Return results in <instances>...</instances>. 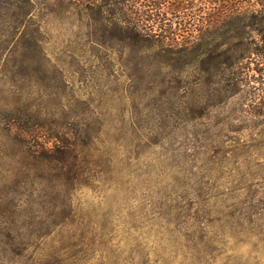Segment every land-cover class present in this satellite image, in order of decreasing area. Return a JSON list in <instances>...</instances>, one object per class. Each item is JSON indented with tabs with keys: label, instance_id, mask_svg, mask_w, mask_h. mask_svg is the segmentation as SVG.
<instances>
[{
	"label": "rangeland",
	"instance_id": "1",
	"mask_svg": "<svg viewBox=\"0 0 264 264\" xmlns=\"http://www.w3.org/2000/svg\"><path fill=\"white\" fill-rule=\"evenodd\" d=\"M21 1L0 0V54L4 48L24 52L37 41L43 54L24 60L0 55V195L20 193L0 200V207L20 215L0 216V222L46 220L41 211L56 193L59 202L71 203L77 223L48 235L38 252L82 234L89 246L74 255L70 241V264H264V108L256 105L259 99L240 95L219 103L199 49L176 53L181 46L200 47L204 31L218 42L216 17L262 5L34 0L29 23ZM120 13L138 29L151 28L152 47H130L109 36L104 18ZM244 29V40L263 52L247 54L244 74L263 96L264 43ZM16 114L26 126L37 118L44 122L40 142L50 128L69 139L70 128L93 130L97 140L89 151L80 145L86 169L73 185L65 169L55 191L58 171L51 167L57 161L28 157L3 130ZM241 144L245 149L234 153ZM21 159L37 166L19 170Z\"/></svg>",
	"mask_w": 264,
	"mask_h": 264
},
{
	"label": "trees",
	"instance_id": "2",
	"mask_svg": "<svg viewBox=\"0 0 264 264\" xmlns=\"http://www.w3.org/2000/svg\"><path fill=\"white\" fill-rule=\"evenodd\" d=\"M125 0H119V4ZM246 0H241L244 2ZM248 1V0H247ZM258 4L262 5L260 11H247L243 14H232L229 18L217 20L213 22V26L216 29L214 32L216 37L218 34V42L214 38L207 36L208 31H204V37L202 46L197 47H185L181 46L176 53L181 55L194 54L195 51L199 49V55L201 56L203 69L202 71L206 74H210V78L206 80L207 84L213 85V92L218 99L219 103L228 101L229 99L236 96L253 97L255 101L259 99L258 108H264V94L261 96L256 91L252 90V87L248 86L250 81L247 75L244 74L246 65L243 60L247 58L248 53L252 54H263L260 48L253 47L252 44L255 42L247 41L246 37L244 40V33L247 34L244 28H250L251 32L257 33L261 37V42L264 43V0H256ZM22 15L28 22H32L30 14L32 13L34 7V0H22ZM231 3V7H232ZM234 8V7H233ZM121 10V9H120ZM234 10V9H233ZM234 11H238L236 8ZM121 12V11H120ZM116 17V15H114ZM106 23L111 24V29L107 30L109 36L117 42L124 43L130 47H152L155 42V37L152 33L151 28L138 29L125 14L120 13V18H113L110 21L109 17L104 18ZM160 22L164 21L160 18ZM121 22V23H120ZM219 24V29H218ZM201 30V28H200ZM165 33L169 32L168 29L164 30ZM159 38V35H157ZM163 38L169 37V35H163ZM111 39V40H112ZM217 39V38H216ZM221 40V41H220ZM180 45H182L180 43ZM33 47V46H32ZM162 51L165 53L172 52L171 49L161 46ZM31 50V54L27 55V52H21L17 49H1V54L7 53L9 56L20 55L21 60L33 59L36 54L42 56L43 50L40 44H34V48L25 49ZM258 82V80H257ZM264 91V90H263ZM261 96V97H260ZM253 102V101H252ZM13 106L5 104V109L8 111L12 109ZM255 108V107H254ZM255 116H261L260 112L254 111ZM34 116V115H33ZM32 116V118H33ZM24 120L17 114L14 116H9L6 118V126L3 130L9 132L10 137L14 142L19 144L21 151L26 152L28 157H32L35 161H48L56 160L57 163L53 170L58 171L56 180L58 181L54 188L55 191L61 190L62 181L59 180L63 175L65 169L70 171V185H73L74 180L86 169L83 152L80 149V145L84 148L86 147L89 151L95 141L97 136L93 134L92 129H85L79 133L76 131L72 132L70 128V139L66 138V134L59 129L50 128L48 131V136L46 141L50 143L54 141L52 147H47L44 142H40L42 134L40 135V129L43 128L44 122L37 118L35 122L31 125H25ZM30 122V120H28ZM1 123V122H0ZM38 125V127H35ZM42 133V132H41ZM45 135V134H44ZM46 137V136H45ZM241 147L234 149V153L238 150L245 149L246 145L241 144ZM232 152V151H230ZM245 152V151H244ZM25 155V154H24ZM22 161V159H21ZM36 164H27L22 161L23 170H31L35 168ZM25 170V169H24ZM73 188V186H70ZM0 200H5L8 197L14 198L20 195L18 191L9 190L1 192ZM54 201L48 203L46 208H43L41 213L46 214L45 219L39 223H23L20 224L16 219L10 221L0 222V264H70V241L73 243L71 247H74L72 254L77 255L87 249L89 244L87 239L81 234V238H68L67 240L59 239L61 243L59 246L50 248L47 252L39 253L38 250L42 249L43 242L47 239V236L55 232L57 229L63 231L65 229L70 230L75 228L76 213L74 208H72L71 203L68 205L64 200L59 202L60 195L54 194ZM12 203V202H11ZM17 208H2L0 207V216L14 217L15 215H20ZM28 231L29 234L24 235L23 231ZM72 233V231H71ZM52 241H55L54 239ZM75 241V242H74Z\"/></svg>",
	"mask_w": 264,
	"mask_h": 264
}]
</instances>
